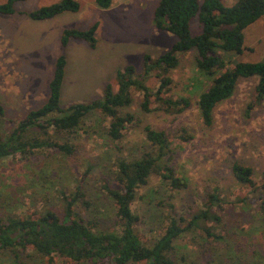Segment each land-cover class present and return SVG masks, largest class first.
Instances as JSON below:
<instances>
[{"label":"rangeland","instance_id":"374dc122","mask_svg":"<svg viewBox=\"0 0 264 264\" xmlns=\"http://www.w3.org/2000/svg\"><path fill=\"white\" fill-rule=\"evenodd\" d=\"M8 0H0V4ZM79 13L67 12L46 21H34L29 13L59 0H27L15 5L14 15L0 14V136L11 133L33 110L41 108L50 96L57 58L67 57L61 106L88 104L104 96L106 86L118 89L117 73L133 65L143 70V58H158L168 51L177 38L159 31L154 22L160 0H113L109 9L100 8L94 0H77ZM205 0H200L203 3ZM233 5L237 0H222ZM98 23V45L92 49L85 41L73 40L66 49L61 37L66 29L88 30ZM194 35L202 31L199 18L191 22ZM243 54H224L227 67L241 62H264V16L245 32ZM195 50L181 57L172 71L171 95L188 98L192 107L180 115L162 111L144 113L143 96L133 91V103L121 113L134 114L140 124L131 127L125 137L114 142L109 137L110 119L93 112L72 132H48L33 129L29 138L51 139L74 146L71 156L43 149L30 156L17 154L0 160V215L31 214L52 210L65 214L64 191L73 197L80 186L84 197L76 203V212L106 229L116 222V210L105 184L117 187L114 179L119 158L135 160L152 151L144 127L165 131L174 151L177 176L187 179L188 186L174 191L162 178L152 175L149 183L138 190L132 208L140 217L136 231L146 243L164 233L166 208L160 202L175 206L178 217L190 219L204 205L208 195L218 190L225 201L218 209L222 224L208 223L223 240L208 239L203 230L182 235L172 251L175 264H264V215L259 194L238 183L232 172L235 163L253 168L257 187L264 175V102L255 104L258 78L241 79L234 95L219 104L214 122L207 127L200 115L198 100L208 90L211 80L197 66ZM148 86L156 90L153 77ZM192 137L181 139L182 130ZM172 195V198H171ZM165 206V204H162ZM0 264H44L31 250L0 253Z\"/></svg>","mask_w":264,"mask_h":264},{"label":"trees","instance_id":"16d2710c","mask_svg":"<svg viewBox=\"0 0 264 264\" xmlns=\"http://www.w3.org/2000/svg\"><path fill=\"white\" fill-rule=\"evenodd\" d=\"M22 1L27 0H8L0 4V14L14 15L16 3ZM94 1L102 9H109L113 4V0ZM80 11L81 5L77 0H60L21 14L34 21H46L67 12ZM263 16L264 0H237L230 6L222 0H205L203 3L200 0H160L155 12V26L159 31L174 35L177 38L175 44L158 58L145 55L141 73L133 65L118 71L117 90L108 85L103 98L67 109L61 106L67 57L61 54L55 63L47 102L29 112L11 133L0 136V160L17 154L30 156L43 149L73 155L74 146L69 143L29 138L28 133L33 129L46 133L49 129L72 132L93 112H100L110 119L109 137L114 142L121 141L131 127L140 124L136 115L121 113L123 108L132 105L133 91L142 94L141 109L144 113L162 111L171 115L183 114L192 107V102L188 98L176 99L171 95L174 85L171 73L179 67L181 57L193 50L197 52L198 69L212 82L197 103L207 127L213 125L217 106L234 95L241 79H259L255 104L261 105L264 102V62H241L229 68L221 53L243 54L246 50L245 30ZM197 17L202 31L194 35L191 22ZM97 30L98 23L88 30L66 29L61 37V46L66 49L71 41L80 40L95 49L98 45ZM153 77L159 83L156 90L147 84ZM3 116L5 109L0 105V117ZM144 132L152 151L135 160L119 158L114 175L117 187L105 184L116 210L113 226L104 229L98 223L85 221L76 212V203L84 197L79 186L73 197H67L61 191L66 205L64 215L48 209L24 216L0 215V253H13L18 257L19 250H31L44 264H175L171 253L175 242L185 233L203 230L208 239L223 240L221 235L208 227V223L222 224L218 209L223 208L225 201L218 190L208 195L203 207L190 219L178 217L173 204L160 202L159 206L167 210V225L164 233L152 242L146 243L136 231L140 217L134 213L132 206L138 190L149 183L152 175L160 176L172 192L188 186L187 179L177 176L172 166L174 151L169 135L151 126H145ZM181 139L187 142L192 137L184 129ZM232 172L240 185L252 188L253 193L264 192V175L262 185L257 187L253 180V168L235 163ZM259 199L264 215V196L261 193Z\"/></svg>","mask_w":264,"mask_h":264},{"label":"crops","instance_id":"0c3cea01","mask_svg":"<svg viewBox=\"0 0 264 264\" xmlns=\"http://www.w3.org/2000/svg\"><path fill=\"white\" fill-rule=\"evenodd\" d=\"M60 1V0H59Z\"/></svg>","mask_w":264,"mask_h":264}]
</instances>
